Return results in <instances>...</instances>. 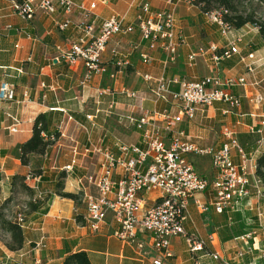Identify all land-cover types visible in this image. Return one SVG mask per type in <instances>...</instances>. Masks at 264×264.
I'll list each match as a JSON object with an SVG mask.
<instances>
[{
	"label": "crops",
	"instance_id": "1",
	"mask_svg": "<svg viewBox=\"0 0 264 264\" xmlns=\"http://www.w3.org/2000/svg\"><path fill=\"white\" fill-rule=\"evenodd\" d=\"M77 1L86 7L94 5L92 13L97 23L104 18L120 16L124 27L134 23L141 5H149L154 12L169 6L168 0ZM174 1L177 32L183 42L177 48L178 56L173 62L167 61L160 49H148L138 30H134L111 36L101 55L106 72L86 79L83 62L70 63L65 57L70 45L78 39L76 27L85 22L79 9L68 14L60 8L52 14L37 11L27 21L13 10V3L17 0H0V83L12 84L14 89L12 100L0 101V150L5 151L0 155V206L10 198L5 204L6 217L10 219L15 211H22L26 220L21 228L23 244L20 249L11 251L5 244L0 245L1 264H16L18 261L21 264H61L62 253L76 251L88 254L91 264H153L157 257L154 251L142 253L113 235L117 224L111 217L97 232L89 228L84 218L87 197L98 194L89 179L99 173L104 151L109 149L116 153V143L139 144V132L130 119L140 117L146 110L162 111L170 105L163 101L154 102V81L146 82L143 75L166 80L206 76L223 80L244 76L246 84L230 89L242 100L241 114L223 115V104L215 103L205 109L206 119L200 120L198 116L193 122L185 119L177 124V128L184 131L190 142L217 148L223 142L222 127L227 126L237 136L247 139L242 145L248 153L257 148V136L250 133V127L257 124L264 113V107L254 103L257 94L264 95V40L257 32L256 48L245 40L241 43L243 55L253 53L251 60L255 63L251 73L236 56L214 64L209 53H205L198 55L193 66H189L187 56L191 51L207 49L211 44L223 47L221 35L216 25L205 21L198 7L187 0ZM65 21L68 26L62 29L60 25ZM114 51L120 56L112 57ZM144 54L148 55L147 59L143 58ZM122 88L133 90L136 98L125 97ZM170 110L174 111L173 107ZM39 113L47 114L50 126L58 128L60 136L44 155H33L28 165H22L16 156V148L30 137L33 120ZM9 114L18 119L15 131L9 129L14 123ZM233 153L234 161H237L236 153ZM193 157L200 158V161L208 159L207 174L198 172ZM188 159L199 174L206 178L212 176L208 157L189 154ZM68 165L71 169L64 170ZM36 167L41 169V176L31 177L25 183L32 191L39 188L48 193L49 200L45 205L29 209L25 206L30 200L27 191L19 188L10 191L6 182L15 174L26 176ZM60 172L66 175L61 179L62 190L75 194L76 199L56 194L54 182ZM212 196L209 190L198 195L203 202H209ZM44 206L46 211L42 212ZM232 213L240 214L235 225L241 224L246 231L244 234L251 233L250 238H239L244 235L242 233L223 241L219 230L224 223L223 216L212 209L202 214L190 205L189 218L183 225L185 234L171 237L169 249L172 256L164 258V262L193 264L194 257H198L202 264H216L210 253L217 251L231 264H262L260 248L264 246V216L259 218L258 214L264 213V199L252 194L249 201H242ZM230 214L225 213L227 221H230ZM210 235L215 236L212 245ZM190 236L204 242L201 251H190L187 242ZM37 243L42 246L35 247ZM237 252L242 255L239 257Z\"/></svg>",
	"mask_w": 264,
	"mask_h": 264
},
{
	"label": "built area",
	"instance_id": "2",
	"mask_svg": "<svg viewBox=\"0 0 264 264\" xmlns=\"http://www.w3.org/2000/svg\"><path fill=\"white\" fill-rule=\"evenodd\" d=\"M168 4V8L155 12L147 4L141 5L134 23L126 27L120 16L104 18L97 23L92 13L94 5L86 7L77 0H23L14 2L13 10L22 19L29 21L37 11L52 14L60 8L68 14L73 9H79L85 22L76 27L78 39L70 45L65 57L70 63L81 60L87 71L85 78L91 79L107 70L101 64V55L111 36L134 30H138L148 49H160L167 61L173 62L183 39L177 32L175 1L168 0ZM202 15L207 23L216 25L225 44L223 47L211 44L207 49L191 51L187 56L188 65L193 66L196 57L205 53H209L214 64L236 56L247 72L251 73L255 63L251 60L253 53H241V37L230 35L231 30L219 12L209 11ZM66 26L68 21L60 25L62 29ZM118 56L120 54L117 52L112 53V57ZM147 56L144 54L143 58L147 59ZM143 80L154 81V102L163 101L170 105L162 111L155 108L146 110L140 117L130 119V123L139 132V144L116 143V153L109 149L104 151L99 173L89 179L98 194L87 197L84 218L89 228L97 232L111 217L117 224L113 232L115 237L133 245L142 253L154 251L157 257L153 259V264H167L163 259L172 256L170 239L185 234L183 225L189 218L190 205H194L202 214L210 209L218 214H230L237 211L242 201H249L252 194L258 199H264V185L255 175V157L259 149L264 148V113L260 121L250 127V133L257 136L258 146L253 152L248 153L237 133L227 126L222 127L223 142L219 147H203L190 142L184 131L177 128V124L185 119L193 122L197 116L200 120L206 119L205 109L215 103L223 104V115L241 114L242 100L230 89L246 84V78L227 77L221 80L217 76H206L166 80L164 77L152 79L148 74L143 75ZM121 93L127 98H136V93L128 88H122ZM13 97L12 84L1 82L0 101H9ZM254 103L264 107V95L257 94ZM8 117L14 122L9 129L15 131L18 119L10 114ZM87 118L91 119V116ZM233 152L236 153L237 161H234ZM189 154L209 158L212 170L210 178L197 172L188 159ZM70 169L71 165L64 167L66 171ZM27 180L30 178L27 177ZM208 190L213 196L209 202H203L198 195ZM262 216L264 213L258 214L259 218ZM10 219L24 226L22 211H15ZM250 237L251 233H247L239 238ZM214 241L215 236L210 235L209 243L212 245ZM187 242L192 253L204 247L200 238L190 236ZM41 246V243L35 244L37 248ZM260 254L264 260V246H261ZM210 255L216 264H231L217 251ZM237 255L240 257L242 252H237ZM194 258L193 264H202L200 258ZM16 264L21 263L18 261Z\"/></svg>",
	"mask_w": 264,
	"mask_h": 264
},
{
	"label": "trees",
	"instance_id": "3",
	"mask_svg": "<svg viewBox=\"0 0 264 264\" xmlns=\"http://www.w3.org/2000/svg\"><path fill=\"white\" fill-rule=\"evenodd\" d=\"M23 0H17V2H21ZM190 4L199 8L200 13L203 14L209 11H217L221 14L222 20L228 26L234 29H240L248 23H252V26L258 28L259 37L264 40V22L257 23L253 21V17H242V16H228L227 13H221L219 10L215 8L224 7L227 11L235 10L233 5V0H187ZM252 52V51H250ZM46 113H39L33 120L31 135L24 142L20 143L16 148V156L19 160H21V164L28 165L30 162V157L33 155H44L49 147L58 139L60 136V132L58 128H53L50 126V122L47 118ZM243 138V137H242ZM5 151L0 150V155H4ZM256 166H255V175L260 180L261 184L264 185V148H260L259 152L255 157ZM35 176H41V169L39 167L34 168L30 171L26 176L15 174L11 178H8L6 184H9L10 191L13 189L19 188L21 190L27 191L30 195V200L25 204L26 208L34 209L42 204H46L49 200V194L45 191H42L38 188L37 191L31 190V188L26 185V178H31ZM64 172H60L57 174V179L54 182V188L56 190V194L76 199V195L68 192H64L62 190L63 184L61 179L66 178ZM0 175V182H1ZM10 181V182H9ZM1 187V183H0ZM13 188V189H12ZM10 201V198L6 199V201L0 206V230L9 236L8 241L5 243V247L11 251L18 250L22 247L23 244V236H22V226L16 222H13L11 219H8L5 215V204ZM42 212L46 211V206L41 209ZM224 223L222 225L220 236L221 239L228 240L233 236L244 234L246 231L244 230L241 224L235 225V222L238 220L240 214L232 213L230 214V221H227V216L225 213H222ZM26 220L24 219V224ZM62 253V252H61ZM63 256L61 264H91L88 254L84 251H76L72 253H68Z\"/></svg>",
	"mask_w": 264,
	"mask_h": 264
},
{
	"label": "rangeland",
	"instance_id": "4",
	"mask_svg": "<svg viewBox=\"0 0 264 264\" xmlns=\"http://www.w3.org/2000/svg\"><path fill=\"white\" fill-rule=\"evenodd\" d=\"M233 1H234L233 5H234L235 10L227 11L226 8L224 7L215 8V9L219 10L222 14L224 12L227 13L228 16L237 15V16H242L243 18L251 16L253 17L252 18L253 21H256L257 23L264 22V0H233ZM229 28L231 30L230 35L234 37H241V42L239 44V47L240 46L243 47L242 46L243 44L241 45V43H244L246 41L247 44L251 45V47L256 48L257 41L255 39L257 38L256 35H258L256 34L258 32V28L255 26H252V23H248L240 29H234L230 26ZM220 39H221V44L224 45L225 42L221 36H220ZM242 39H243V42H242ZM221 124L222 123H220V125L217 126L218 131L220 130ZM237 137L239 141L241 142V144L247 141V139L242 138L240 135H238ZM193 160L197 167L198 172L207 174L208 159L206 158L200 161V158L193 157ZM207 177H209V175H207ZM221 228L219 229L220 231H221ZM7 240L8 239H7L6 234L0 230V245H4L7 242Z\"/></svg>",
	"mask_w": 264,
	"mask_h": 264
}]
</instances>
